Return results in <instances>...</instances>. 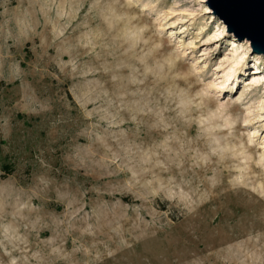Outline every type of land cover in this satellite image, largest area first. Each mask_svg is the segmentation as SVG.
Returning a JSON list of instances; mask_svg holds the SVG:
<instances>
[{
    "label": "rangeland",
    "instance_id": "374dc122",
    "mask_svg": "<svg viewBox=\"0 0 264 264\" xmlns=\"http://www.w3.org/2000/svg\"><path fill=\"white\" fill-rule=\"evenodd\" d=\"M205 2L0 1V264H264V55Z\"/></svg>",
    "mask_w": 264,
    "mask_h": 264
},
{
    "label": "water",
    "instance_id": "95a60500",
    "mask_svg": "<svg viewBox=\"0 0 264 264\" xmlns=\"http://www.w3.org/2000/svg\"><path fill=\"white\" fill-rule=\"evenodd\" d=\"M213 16L238 40L250 42L251 54L264 55V0H206Z\"/></svg>",
    "mask_w": 264,
    "mask_h": 264
},
{
    "label": "bare ground",
    "instance_id": "6f19581e",
    "mask_svg": "<svg viewBox=\"0 0 264 264\" xmlns=\"http://www.w3.org/2000/svg\"><path fill=\"white\" fill-rule=\"evenodd\" d=\"M207 9V8H206Z\"/></svg>",
    "mask_w": 264,
    "mask_h": 264
},
{
    "label": "trees",
    "instance_id": "16d2710c",
    "mask_svg": "<svg viewBox=\"0 0 264 264\" xmlns=\"http://www.w3.org/2000/svg\"><path fill=\"white\" fill-rule=\"evenodd\" d=\"M1 1V0H0Z\"/></svg>",
    "mask_w": 264,
    "mask_h": 264
}]
</instances>
